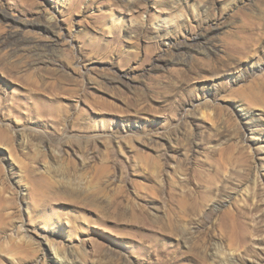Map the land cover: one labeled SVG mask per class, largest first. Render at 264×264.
I'll return each instance as SVG.
<instances>
[{
    "label": "rangeland",
    "instance_id": "374dc122",
    "mask_svg": "<svg viewBox=\"0 0 264 264\" xmlns=\"http://www.w3.org/2000/svg\"><path fill=\"white\" fill-rule=\"evenodd\" d=\"M0 217V264H264V0H0Z\"/></svg>",
    "mask_w": 264,
    "mask_h": 264
},
{
    "label": "bare ground",
    "instance_id": "6f19581e",
    "mask_svg": "<svg viewBox=\"0 0 264 264\" xmlns=\"http://www.w3.org/2000/svg\"><path fill=\"white\" fill-rule=\"evenodd\" d=\"M1 218V217H0ZM236 221V220H235ZM0 222H1V219H0ZM237 224V223H236ZM168 226V224H167ZM166 229V228H165ZM164 229V230H165ZM168 229V228H167ZM172 229V228H171ZM170 230V229H169ZM55 251V254H54V258L56 259V261H58L59 264H63L66 262V258L64 256L61 255V253L59 252V250H57L56 248L54 249ZM54 259V260H55Z\"/></svg>",
    "mask_w": 264,
    "mask_h": 264
}]
</instances>
